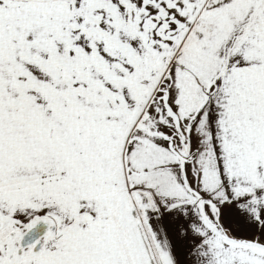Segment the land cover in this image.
I'll list each match as a JSON object with an SVG mask.
<instances>
[{"label":"snow or ice","instance_id":"6c2138e0","mask_svg":"<svg viewBox=\"0 0 264 264\" xmlns=\"http://www.w3.org/2000/svg\"><path fill=\"white\" fill-rule=\"evenodd\" d=\"M0 264H264V0H0Z\"/></svg>","mask_w":264,"mask_h":264}]
</instances>
